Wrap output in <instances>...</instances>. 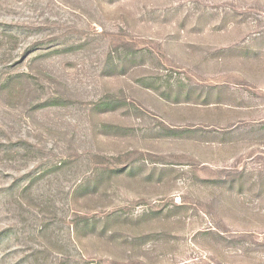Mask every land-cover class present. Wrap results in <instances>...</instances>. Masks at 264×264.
I'll list each match as a JSON object with an SVG mask.
<instances>
[{
	"label": "rangeland",
	"instance_id": "374dc122",
	"mask_svg": "<svg viewBox=\"0 0 264 264\" xmlns=\"http://www.w3.org/2000/svg\"><path fill=\"white\" fill-rule=\"evenodd\" d=\"M0 264H264V0H0Z\"/></svg>",
	"mask_w": 264,
	"mask_h": 264
}]
</instances>
